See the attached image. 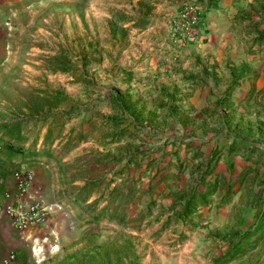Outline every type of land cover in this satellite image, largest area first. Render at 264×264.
<instances>
[{
	"label": "crops",
	"instance_id": "0c3cea01",
	"mask_svg": "<svg viewBox=\"0 0 264 264\" xmlns=\"http://www.w3.org/2000/svg\"><path fill=\"white\" fill-rule=\"evenodd\" d=\"M183 2L202 7L204 31L198 44L176 51L168 28ZM263 3L0 0V204L12 202L16 193L13 173L29 170L33 180L25 199L52 209L45 224L26 231L16 230L10 217L0 213V264L10 252L16 257L9 264H82L89 247L65 249L64 244L78 237L80 210L88 221L91 205H97L90 185L107 176L104 186L112 182L110 190L116 189L111 178L116 167L104 168V163L122 160V145L128 141L123 134L134 132L133 120L142 114L181 112V105H189L184 97L204 98L209 87L202 81L234 80L243 63L236 58L237 51L246 48L243 31L252 32L256 47L264 48V24L256 23L261 20L256 14L264 18V9H259ZM62 23L71 34L67 48L78 53L87 69L74 72L70 63L71 68L59 72L43 64V58L53 53L46 56L41 40L56 33ZM91 58L101 65L96 73L89 71ZM96 76L118 82L117 89L97 102L93 96L99 105L86 109L87 115L81 109L74 117L75 101H91L75 94L74 82ZM224 86L218 84L211 92L218 94ZM239 89L243 95L249 91ZM112 106L118 109L113 112ZM127 114L129 120L122 124L120 118ZM104 116L110 122L101 121Z\"/></svg>",
	"mask_w": 264,
	"mask_h": 264
},
{
	"label": "rangeland",
	"instance_id": "374dc122",
	"mask_svg": "<svg viewBox=\"0 0 264 264\" xmlns=\"http://www.w3.org/2000/svg\"><path fill=\"white\" fill-rule=\"evenodd\" d=\"M243 32L246 48L237 51L243 63L234 80L202 81L209 87L204 98L184 97L189 105L181 112L142 114L133 120L134 132L123 134L122 160L104 163L116 167V189L112 182L104 186L107 176L91 183L97 205L88 221L80 210L78 237L64 244L89 247L82 264H264V48ZM70 37L62 23L41 40L46 56L53 53L43 64L59 72L70 63L74 72L87 69L67 48ZM91 62L89 71L98 72L101 65ZM96 78L74 82L75 94L91 100L75 101L74 117L117 89L118 82ZM218 84L224 89L212 93ZM241 86L249 88L244 95Z\"/></svg>",
	"mask_w": 264,
	"mask_h": 264
},
{
	"label": "built area",
	"instance_id": "2783aa9c",
	"mask_svg": "<svg viewBox=\"0 0 264 264\" xmlns=\"http://www.w3.org/2000/svg\"><path fill=\"white\" fill-rule=\"evenodd\" d=\"M204 31V12L196 2L184 3L171 17L168 28V40L175 50L190 47L201 41ZM16 193L12 202L0 204V213L10 217L12 226L18 231H26L45 224L51 207L36 200H26L33 174L29 170L13 173ZM9 194H4L9 198ZM15 253L10 252L3 264L15 260Z\"/></svg>",
	"mask_w": 264,
	"mask_h": 264
}]
</instances>
